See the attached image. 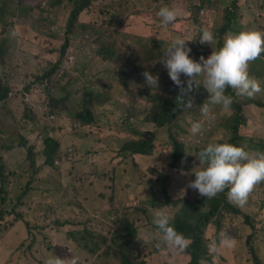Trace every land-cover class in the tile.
Here are the masks:
<instances>
[{"label": "clouds", "instance_id": "obj_1", "mask_svg": "<svg viewBox=\"0 0 264 264\" xmlns=\"http://www.w3.org/2000/svg\"><path fill=\"white\" fill-rule=\"evenodd\" d=\"M109 1L113 2L115 0ZM117 1L121 4H125L128 10L122 13V28L113 27L112 18L115 15H112L108 19L112 33H116L114 29H124L126 23L133 20L136 12L140 11L135 6L138 5L135 0H131L133 3L130 0ZM229 1L230 2L227 4V15L223 17V22L229 25V29L224 34L223 45L216 50L212 49L211 54L206 58L201 56L199 60H197L190 55L192 49L186 43L191 40L179 36L174 37L165 49L161 61L156 63L161 64L160 73L164 75L166 71L168 74L167 77L161 78L158 74H153V70L152 73L147 70L143 72L145 83L149 88L152 87L153 89V87H155L157 90L160 83V92H162L163 82L173 81L180 89V94L178 96L185 101H190L187 99L188 93L191 92L194 85L198 87L202 84L209 93L207 101L215 105H220L225 112H230L233 104V96L226 92L228 88L234 89L237 95L248 97H252L261 90L259 81L249 74L248 68L249 62L252 61V70L255 69V64L259 63V60H261L260 55L264 53V27H262L264 23L260 17L257 16L258 28L252 27L251 30L231 32L232 25L238 26V24H241L242 26L243 19L241 15L246 12V9L250 10L251 4L250 0ZM253 1L259 7L264 5V0ZM40 2L43 7H46L49 0H40ZM215 3L216 0H188V3L183 7L185 13H182V10L175 7L162 6L159 8L157 15L162 25H170L176 21L178 16L186 14V18L192 26L202 23L201 26L197 27V36L193 38L199 39V42L202 44L207 43L211 45L216 40L214 32L217 29L214 30L212 22L206 21L212 14H215ZM192 4L198 6L195 11L190 10ZM32 11L37 10L33 9ZM36 14H38V12ZM226 17H228L229 21H226ZM12 19L13 17L9 16L6 10L0 11V50L5 48L4 34L7 24ZM25 23L29 24L31 21L25 17ZM73 35L74 32L69 34L64 44H54L47 39L38 38L26 45L24 48L30 51L31 55L34 56L32 58L40 60L43 63L46 62V66L44 68L31 66V68L25 69L22 75L23 80L19 79V81L24 82L29 80V83L28 85L23 84L22 87H19V82L16 80L17 78H14V74L11 75L13 78L4 81L0 79L2 87L5 88V98L3 101H8V99L13 96H18L20 98L25 106L20 116L25 122L24 125L28 124L31 120L28 114L33 117L42 118L44 121L48 119H65L68 120L71 129L80 134L77 135V145H79L80 138L81 142L86 140L88 143L95 144L98 140L96 138L98 134H101L103 137L101 142L111 144L113 142L114 132L109 127H99L95 108L108 102L109 97L112 95L120 97L122 98L124 109L128 112L126 116L131 119L133 105L126 103V100H128L126 96H129L130 88L128 86L132 83L136 84L133 80L127 77L115 76L117 84H114L109 91L105 89L106 85L99 84L96 81L93 82V84L86 89L87 96L89 97L87 99L89 101L87 105L84 106L83 102L80 108L70 111L64 118H61L60 111L58 112L48 104V100L45 97H41V91L45 87L48 92L50 85L53 83L60 85L65 79L72 75L68 70L76 61V58L77 62L84 55L91 58L90 55H87L89 54L88 44L79 43L78 40L73 39ZM214 44H216V41ZM17 49L11 51L12 55ZM110 55L111 53L106 47L99 46L94 53L93 59H89L90 65H94L95 68L98 69L99 63ZM182 74L187 78L186 80L181 79ZM201 75H203L202 81L197 79ZM138 95L143 96L142 94ZM201 109L206 115L208 113V104L203 103ZM36 112L42 117L38 116ZM218 116L217 113L215 118H218ZM244 123H246V121ZM244 123L238 127L240 135L239 145L228 142H210L203 145L202 150L195 153L196 158L190 164L193 168L192 172L195 175V179L189 181L188 186L197 190L199 194L206 198H212L225 189H228L227 195L231 202L239 206H243L247 200L249 202V205L240 208L238 214V216H241L245 225L249 227L252 224V220L256 218V215V220L264 226V208L261 209L258 201H254L257 197V195H255L256 191L264 187L258 185V183L264 181V137H262L263 139H252V141H254L252 144L245 143L243 141L245 134L242 133ZM260 123L261 119L258 120V125L255 129L260 128ZM201 129V122L197 121L191 124V132L193 134L199 133ZM146 131L149 130H145V132ZM137 134H140V131H137L136 135ZM54 137L58 139L56 136ZM18 139V143L11 141L6 143L4 149L9 150L15 148V146L25 144L23 135H19ZM121 148L124 154L130 155L132 158H136V155H153V153H150L153 147L149 152H134L133 154L124 151L123 145ZM23 150L33 155L35 152L30 142L27 143ZM64 153L72 158L76 151L72 146L70 152ZM58 155L56 156L54 154L53 160L48 161L43 150L40 153L42 167L56 169L59 174L58 176L52 175L50 181L47 182L48 188H50L47 189V194H49L50 197L47 203L38 205V209L41 213L35 218H31L25 209L29 207L30 202L34 198L38 197L40 194L46 193L43 189H33L31 177L28 178V181L18 193H15L13 197L9 196L8 184H10V182L11 184L14 182L16 183L19 175L14 169H6V166L4 167L3 164L0 163V169L3 175L2 180H0V189H2L0 195L4 198L3 201L0 199V208L7 205L8 201L14 200V212L12 213V217L13 219H21L23 221L24 226L27 227L25 231L30 229L34 232L32 226L35 224L41 225L40 222L44 219L48 221L50 226L55 227L54 232L59 238L64 241L69 248H73L76 251L73 258H70L68 256L69 250L63 249L64 256L62 258L52 256L42 264H89V262L94 260V254L98 250H102L105 255L109 253H115L116 255L120 254L121 261H118V264H126L122 257L123 253L128 256V259L132 261L133 264H164L156 261L159 256L158 252L150 254L151 251L160 249V245H166L172 255L187 252L189 243L188 238L178 231L174 224L170 223L168 215L163 212H158L154 216L152 221L153 224L149 222L151 225L155 226V229L162 235V239L157 242L139 234L137 230L139 224L137 218L129 216L115 217V219L109 221L107 217H104L106 216V208H108L111 199V189H106L105 184L110 183L111 171L116 166V163L112 162L111 156L103 162V167L91 162L100 158L93 156L91 159L89 157V159H91V161L88 162L90 169L89 171H79L76 169V171L79 172L77 178L82 177L83 179L77 181L72 180L71 176L65 172L61 166H57L58 161H70L72 159L66 158L65 155L61 157ZM133 163L135 164V162ZM140 169L144 174L149 173L147 170L154 171V167H147L145 169L141 167ZM39 173L36 174L35 171H33L32 175L37 176ZM153 174L154 173L148 175L147 182L153 177H156L159 173L156 175ZM69 182H71L72 186L78 188L77 191L81 195L80 199L73 200L65 198L67 190L65 188H67L66 186ZM118 190L120 191L121 189ZM126 196V192L120 193L122 199H125ZM55 199H58L59 203L62 205L57 211H55L53 207V201ZM118 200L119 199L115 198L112 203L119 206L120 203ZM252 203H254L253 207ZM102 204H105L106 207L105 209L99 210ZM64 209H77L80 213L64 217L66 214ZM96 210H99V212L96 213ZM209 226L214 228L213 233H216L219 240L209 242L207 245H211L214 251L209 253V250H205L201 258L205 259L213 254L217 250V247L224 255H231L232 249H226V247H231V240L237 239L235 233L225 231L224 228L217 231L214 225ZM94 227L101 228L100 235H96V233L92 231ZM240 229L242 230V228ZM252 234L253 232L250 231L245 240L248 243L247 251L250 256L251 264H264V249L262 250L263 253H259V255L263 257L261 258L258 255L255 245L249 243V238ZM231 235V239L228 238ZM89 236L92 237V240H89ZM240 247H244V245L240 243L237 249ZM88 251H90L91 257L86 256ZM188 253L190 254V252ZM80 254L83 255L81 261H79ZM242 256L243 255L239 253L237 257L227 264H241ZM216 257L217 263L226 264L225 258L222 257L218 251ZM148 260L151 262H148ZM163 260L167 262L166 264L186 263L184 258L180 262L174 263L164 258ZM96 264L102 263L97 262Z\"/></svg>", "mask_w": 264, "mask_h": 264}, {"label": "rangeland", "instance_id": "obj_2", "mask_svg": "<svg viewBox=\"0 0 264 264\" xmlns=\"http://www.w3.org/2000/svg\"><path fill=\"white\" fill-rule=\"evenodd\" d=\"M103 0H91V4L88 8L84 9L80 13L82 17V22L84 24L88 23L86 27L76 30L73 35V39L78 40L79 43H87L88 51L91 58L86 55L82 56L81 59L72 64L68 72L72 74L69 78L65 79L60 85L53 83L50 85L49 91L47 92L46 87L41 91L42 98L45 97L48 100V104L53 107L58 112H61V118H64V113L61 110V107H68L71 111L80 108L81 104L89 97L87 96L86 89L93 84V82H98L99 84L106 85V90L109 91L114 84H117V79L115 76L127 77L133 80L136 84L132 83L129 90V96H126V100L129 105H133L132 108V117L127 118V111L124 109L122 98L110 96L109 101L99 105L95 108L97 111V121L98 125L101 128H107L113 130V142L108 144L102 141V135H96L98 139L95 144L88 143L86 140L81 142V138L78 142V132L73 131L69 125L68 120H54L48 119L44 121L42 118L33 117L28 114V117H31V120L28 124L24 125V121L21 119V115L25 109L22 101L18 96H13L8 99V101H1L0 104V159L3 166H6V169H14L18 173V178L16 183L8 184L9 196L13 197L15 193H18L24 184L28 181V178L32 177V187L33 189H43L46 194H40L38 197L34 198L28 208L25 210L28 212L31 218H35L41 211L38 209L39 204L47 203L48 198L50 197L47 194L48 185L47 182L50 181L52 175L58 176L59 172L56 169H49L47 167H42L41 161L42 158L40 153L43 150V145L41 138L45 135H50L52 137L56 136L61 142L55 155L62 156L65 155L64 152H70L72 146L75 148L76 153L71 158L70 161H58L57 166L67 172L72 180H77L78 169L79 171H89L90 165L88 162L94 157L100 158L91 161L92 163L103 167V162L111 156L112 162L116 163L115 168L111 171L110 183L105 184L106 189H111V199L110 202H114V199H119L118 211L120 216L110 212L106 208V216L109 221L115 219V217H134L138 219V215L135 211L129 210L128 205H131L133 201V192L128 193L127 184L119 180L120 176H123L127 181L133 182L135 179H142L143 183L147 182L148 175H156L157 173L166 171V176H160L165 179L169 188L172 189L173 186L170 184V180L174 178V173L169 167H167V162L169 160V155L165 157L164 150L160 141L155 140L154 147L150 153H153L151 156L146 155H136L131 157L128 154L122 152V143L128 142L130 140L140 139L142 134H137V131H154L156 134L159 130L155 128V125L152 122L144 121V117L155 109L156 103L159 101L158 97L160 96V83L158 89L155 87L150 89V91L143 92L140 96L138 94L134 95V89L136 85L140 88L143 87L146 83L142 80L140 75V64L142 59L154 48L165 43H169L174 37L180 36L184 39L192 38L197 36V27L201 26L202 23L198 25H191L189 20L186 18V14H181L178 16L176 21L178 23L164 27L160 23V18L157 15V12L162 6L175 7L182 10V13H185L184 8L188 3V0H135L138 5H135L137 11L133 20L128 21L125 31L123 29H114L116 33H112L113 37L119 42L117 49L108 57H105L99 63V68L90 65L89 59H93L96 49L101 46L102 36L97 30V24L105 26L108 19L115 15L112 18L113 27H123L122 13L117 10H112V4L119 6L117 0L110 1V5L103 9H95L99 3ZM131 1V0H130ZM132 2V1H131ZM133 3V2H132ZM250 10L246 9L242 13L241 17L243 19V24H238V26L232 25L231 32H239L241 30H251L252 27L258 28V22L256 20L257 16L264 23V5L260 7L254 3L253 0H250ZM172 5V6H170ZM108 8L110 10H108ZM112 12H109L111 11ZM92 11V12H91ZM7 12V10H6ZM43 12H48L47 9H43ZM235 12V9H234ZM37 11H31L27 13L26 17L31 21H36L39 14H36ZM233 13V11H232ZM224 15H227V1L226 0H216L215 3V14L206 22H212L214 30L218 29L220 26L225 24L223 22ZM48 16V15H47ZM238 19V18H237ZM226 21L228 17H226ZM229 23V22H228ZM110 27V26H109ZM264 27V24H262ZM54 29L59 30V26H54ZM111 29V28H110ZM225 37V35H224ZM220 38L219 41H221ZM224 41V40H223ZM74 48V47H71ZM263 58L264 53L261 54ZM32 57L30 51L24 47L19 48L12 55L7 48L0 50V79L2 81L13 78L11 76L14 74V78L19 82V87H22L23 84L28 85L29 80L19 81L22 79V75L25 69L31 68V66H38L36 68H44L46 62L40 60H35ZM258 59V58H257ZM259 60V59H258ZM260 61V60H259ZM258 63L255 64V66ZM253 62H249V68H252ZM254 66V67H255ZM254 72L251 76L255 77L260 84H263L262 90L259 93L262 104L260 105L261 114L251 113L242 127V133L245 134L243 141L248 144H252L254 141L252 139H263L264 137V62H260L258 68L253 69ZM161 64H156L153 69V74H158L161 78L167 77V72L161 74ZM161 82V81H160ZM206 90V89H205ZM235 91V90H234ZM110 93V92H109ZM236 93V91H235ZM237 94V93H236ZM238 96V100L241 103V106H247L250 110H255L253 106L257 104V96L255 99H247L248 96ZM106 98V97H105ZM251 103L252 105H248ZM218 106L212 108V117H216ZM37 113V112H36ZM38 116H41L37 113ZM236 116V111L231 107L230 112H221L216 122H211L209 119L205 118L198 120L204 126L203 132L204 137L202 143L205 145L210 143V137L215 135L214 142L217 141H227L230 138V133L226 129L227 125L231 124V118ZM42 117V116H41ZM261 119L260 128L255 129L258 125V120ZM197 122V121H196ZM207 122H211V125H207ZM148 134H152L147 132ZM19 135H23L25 139V144L21 146H15L13 149L6 150L4 146L6 143L15 142L18 143ZM54 135V136H53ZM153 135V134H152ZM154 136V135H153ZM155 137V136H154ZM33 146L35 152L26 153L25 147L27 143ZM89 157L91 159H89ZM165 157V158H164ZM135 162V164L133 163ZM149 168L154 167V171H149L148 174L140 168ZM165 168V170H164ZM41 170V171H40ZM164 170V171H163ZM33 171L35 173H40L37 176H33ZM52 172V173H51ZM123 172V173H122ZM122 173V174H121ZM105 174V172H104ZM32 175V176H31ZM92 177V176H91ZM79 181V180H77ZM67 189L65 193L66 199L78 200L81 198L80 193L77 191L76 186H72L69 182L66 186ZM118 189H121L120 191ZM186 189V188H183ZM121 192H126L127 196L125 199L120 197ZM255 195L257 197L254 201H259L260 197H264V187L259 188ZM14 200L8 201L7 205H12ZM62 205L59 203L58 199L53 201L54 210L57 211ZM254 203H252V207ZM71 207V206H67ZM106 205L102 204L99 207V210L105 209ZM160 204H155L151 208L145 210L144 214H148L149 222L152 223L154 216L158 212H163L168 215L170 218L173 216L171 209L160 210ZM246 208V207H245ZM96 210V213L99 212ZM66 214L64 217H67L72 214H79L80 211L77 209H64ZM84 215V214H83ZM252 220V224L247 227L243 222L241 216H233V218H227L224 220V229L228 232H233L237 236L236 240H231V247H226V249H232L231 255L226 256L220 252L217 247L218 253L225 258L226 264L230 263L237 255L242 254V263L241 264H251L250 256L247 251L248 243L245 241L247 235L250 231L253 232L252 236L249 238V243L255 245L256 250L259 253H263L264 249V226L258 222L257 216ZM47 219V218H46ZM7 220H0V235L3 232V225ZM40 224H35L32 226V230L21 231V240L25 248L26 260L24 264H42L49 257L58 256L62 258L64 256L63 249L69 250L68 256L73 258L76 254V251L73 248H69L67 244L62 241L59 236L54 232L55 227L50 226L48 221L42 219ZM153 224V223H152ZM209 225H212L209 224ZM233 225V227L231 226ZM242 228V230L240 229ZM38 231V232H36ZM96 235H100L101 228L94 227L92 229ZM214 228L212 226L208 227V233H212ZM36 232V233H35ZM89 240H92V237L89 236ZM242 243L244 247L238 248V245ZM209 253L214 251L213 247L209 245ZM159 253L156 261L164 262L163 258L167 261L174 263L180 262L183 258L185 264H189L191 261V256L188 252L186 253H177V255L170 254L166 245H160V249L156 251H151L152 253ZM87 257H91L90 251L86 253ZM260 256V255H259ZM263 258L262 256H260ZM34 260V261H32ZM83 258V255L80 254V259ZM217 257L212 258V254L205 259L200 258L197 260V264H220L216 262ZM118 257L115 253L104 254L102 250H98L94 254V260L89 262V264H96L100 262L102 264H114L118 262ZM148 262H151L148 260Z\"/></svg>", "mask_w": 264, "mask_h": 264}, {"label": "trees", "instance_id": "obj_3", "mask_svg": "<svg viewBox=\"0 0 264 264\" xmlns=\"http://www.w3.org/2000/svg\"><path fill=\"white\" fill-rule=\"evenodd\" d=\"M226 1L227 4L230 2L229 0ZM110 3L109 0H103L95 7L94 11L97 8L103 9L109 6ZM90 4L91 0H49L46 7H43L40 0H0V11L7 10L9 16L13 17L7 24L5 30V48L11 52L17 48L25 47L38 38L47 39L54 44H64L69 34L87 26L88 23L84 24L82 22L80 13L82 10L88 8ZM197 8L198 6L195 4L190 6L191 11H195ZM33 9H36L39 15L35 23L31 22L27 24L25 23L26 14L31 13ZM43 9H47L49 13L43 12ZM113 9H117L121 13H124L128 10V7L125 4L119 6L112 4V10ZM108 10L110 9L108 8ZM112 10L109 12H112ZM176 23H178V21L170 25ZM127 24L128 23H126V25ZM55 25L59 26L60 29H54ZM109 26L110 24L108 21L105 26L97 24V30L102 36L101 46L106 47L112 54L117 49L119 42L113 37L112 30ZM163 26L168 27L169 25ZM125 28L123 31H125ZM228 29L229 25L223 24L214 32L216 44H214L215 41L209 45L207 43L202 44L199 42V39L193 37L186 38L187 40H191L186 42L192 49L190 55L197 60H199L201 56L206 58L211 54L212 49L216 50L223 45V35ZM220 38H222L221 41H219ZM169 43L160 46L156 45L154 50L149 52L142 59L140 64V75L142 80L145 81L143 72L147 70L152 73L155 64L161 61ZM260 57L262 56L260 55ZM260 62H264V56ZM260 62L255 68L260 66ZM248 71L250 75L253 74L252 68H248ZM181 79L186 80L187 78L182 74ZM197 79L202 81L203 75ZM260 85L262 90L263 84ZM150 89H152V87L149 88L146 84L140 88L136 85L134 95L142 94L143 92L150 91ZM261 90L252 97H247V99H255L257 96L258 101L255 106L251 103H247L248 105H252L255 110H250V108L244 105L241 106L234 89L228 88L226 90L227 94L233 96V104L231 107L235 109L236 116L232 117L230 119L231 124L226 126V129L231 134L230 138L227 141H217V143L228 142L239 145L240 135L238 127L247 120L251 113H262L259 108L262 104L259 95ZM179 94L180 89L173 81L163 82L162 92L158 97L159 101L156 103L155 109L143 119L144 121L154 123L155 128L159 130L158 133L156 134L154 131H140V134H142L140 139L122 143L124 151L133 154L134 152H149L152 147H154L155 140L160 141L162 149L166 152L165 157L169 155L167 167L174 173V178L170 180V184L173 188L170 189L165 179L160 177L163 172L145 183L140 179H135L133 182H130L123 176H120L119 180L128 185V193L133 192L134 199L131 205L128 206V209L135 211L138 215L139 224L137 230L139 234L146 236L154 242L161 240L162 235L155 229V226L149 223L148 214L142 215V213L155 204H160L162 206L158 211L171 209L173 216L169 218L170 223L174 224L176 229L188 238L189 243L187 252L191 254L190 264H197V260L202 257L205 250H209V245L207 244L214 240H219L216 233H208L209 224L212 223V225L217 228V231L224 228V220L233 218V216H238L240 208L249 205V202L247 200L243 206L231 202L227 195L228 189H225L212 198H206L199 194L197 190L188 186L189 181L195 179V175L192 172L193 168L190 164L196 158L195 153L202 150V146L204 145L202 143L204 126L202 125V129L199 133L193 134L191 132V124L205 118L209 119L211 122H216L215 117H212V108L218 106V115L224 112V110H222L220 105H215L207 101L209 93L202 84L198 87L194 85L191 92L188 93L187 99L190 101H185L178 96ZM4 98L5 88L2 87L0 80V101ZM88 102V100H85L84 106H86ZM203 103L208 104V113L206 115L201 109ZM61 110L64 115L69 114L71 111V109L64 106L61 107ZM211 122H207V125H211ZM147 132L152 133L155 137ZM214 139L215 135H212L210 137V142H214ZM41 141L46 159L52 161L60 141L50 135L43 136ZM65 157L71 158L68 155H65ZM2 176L0 169V180H2ZM163 176L167 177L166 171H164ZM77 180L81 181L83 179L82 177H78ZM258 185L264 186V181L258 183ZM1 192L2 189H0V194ZM0 199L1 201L4 200L1 195ZM258 204L261 209L264 208V197H260ZM117 208L118 205L111 202L108 205V210L110 212L120 216V212ZM13 212V204L4 205L0 208V220H7L3 225L4 230L0 235V264H24L26 260L25 248L21 240V231H25L27 227L24 226L21 219H13ZM231 226L233 227V225ZM231 237L232 235L228 238L231 239ZM216 256L217 250L212 254V258ZM117 257V260L121 261L120 254H117ZM122 257L126 264H133L126 254L123 253ZM114 264H118V262Z\"/></svg>", "mask_w": 264, "mask_h": 264}]
</instances>
